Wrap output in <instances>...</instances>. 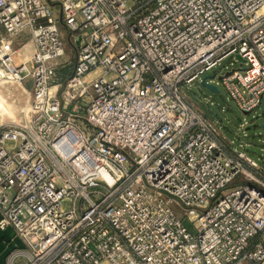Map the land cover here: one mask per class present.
I'll return each mask as SVG.
<instances>
[{
	"label": "built area",
	"instance_id": "built-area-1",
	"mask_svg": "<svg viewBox=\"0 0 264 264\" xmlns=\"http://www.w3.org/2000/svg\"><path fill=\"white\" fill-rule=\"evenodd\" d=\"M226 62L208 83L256 120L264 0H0V96L26 94L0 113V229L25 264H264V169L183 89Z\"/></svg>",
	"mask_w": 264,
	"mask_h": 264
},
{
	"label": "rangeland",
	"instance_id": "rangeland-1",
	"mask_svg": "<svg viewBox=\"0 0 264 264\" xmlns=\"http://www.w3.org/2000/svg\"><path fill=\"white\" fill-rule=\"evenodd\" d=\"M64 42L67 49L70 50L66 35L64 36ZM226 67L228 68L226 69ZM233 68L230 62H226L222 67L213 70L209 75L218 74L217 79H220L221 76ZM201 82L191 87L183 88L186 101L206 120L222 127L228 142L239 151L245 152L264 169V128L261 127L264 124L263 111H258L257 117H260L253 120L252 116H245L240 112L222 86L219 85L218 87L219 93H213L201 86ZM3 91V98L0 96V113L3 114L7 110L9 111L8 106L12 102L9 96L12 97L15 94L17 98H15L17 100L15 101V108L17 112L22 114L26 102V94L17 85H8L7 89ZM6 116L4 117L5 120H9ZM244 118L248 120L249 125L242 129V124L245 122Z\"/></svg>",
	"mask_w": 264,
	"mask_h": 264
},
{
	"label": "crops",
	"instance_id": "crops-1",
	"mask_svg": "<svg viewBox=\"0 0 264 264\" xmlns=\"http://www.w3.org/2000/svg\"><path fill=\"white\" fill-rule=\"evenodd\" d=\"M54 6L56 11L58 12L60 8L59 3H54ZM61 31L63 36L66 35V39L68 41V44L70 45V50H68L66 47V51L70 58L71 65L69 66L66 72L71 73L74 69L75 57H76L75 56L76 47L73 42L74 38L70 33V31L63 24H61ZM9 98L12 99V102L8 106L9 107V111L7 110L8 114H11V116L14 117L15 119H20L22 114L17 112L15 108V101H17L15 94L12 97L9 96ZM11 99L9 100L11 101ZM0 221H1V213H0ZM27 252L28 250L26 249L24 242L17 236L16 231L13 228H7L5 231H2L0 229V264H10V256L13 253L21 254L20 256H18L17 264H21V263L25 264Z\"/></svg>",
	"mask_w": 264,
	"mask_h": 264
},
{
	"label": "water",
	"instance_id": "water-1",
	"mask_svg": "<svg viewBox=\"0 0 264 264\" xmlns=\"http://www.w3.org/2000/svg\"><path fill=\"white\" fill-rule=\"evenodd\" d=\"M214 78H215V75L205 77L201 82V86H203L204 88H207L213 93H219V90L216 86L208 83V80H212ZM261 127L264 128V124H262Z\"/></svg>",
	"mask_w": 264,
	"mask_h": 264
},
{
	"label": "bare ground",
	"instance_id": "bare-ground-1",
	"mask_svg": "<svg viewBox=\"0 0 264 264\" xmlns=\"http://www.w3.org/2000/svg\"><path fill=\"white\" fill-rule=\"evenodd\" d=\"M1 106V105H0ZM4 107V106H3ZM5 108V107H4Z\"/></svg>",
	"mask_w": 264,
	"mask_h": 264
}]
</instances>
